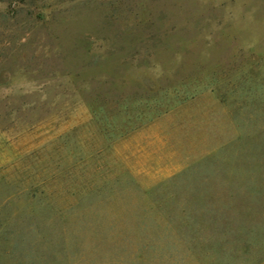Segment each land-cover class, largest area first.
Segmentation results:
<instances>
[{
  "label": "rangeland",
  "instance_id": "obj_1",
  "mask_svg": "<svg viewBox=\"0 0 264 264\" xmlns=\"http://www.w3.org/2000/svg\"><path fill=\"white\" fill-rule=\"evenodd\" d=\"M0 264H264V0H0Z\"/></svg>",
  "mask_w": 264,
  "mask_h": 264
}]
</instances>
